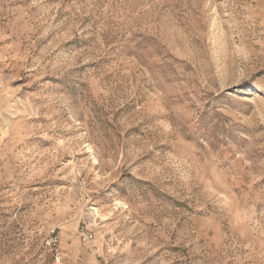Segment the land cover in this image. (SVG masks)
Returning <instances> with one entry per match:
<instances>
[{
    "label": "rangeland",
    "instance_id": "1",
    "mask_svg": "<svg viewBox=\"0 0 264 264\" xmlns=\"http://www.w3.org/2000/svg\"><path fill=\"white\" fill-rule=\"evenodd\" d=\"M0 264H264V0H0Z\"/></svg>",
    "mask_w": 264,
    "mask_h": 264
},
{
    "label": "built area",
    "instance_id": "2",
    "mask_svg": "<svg viewBox=\"0 0 264 264\" xmlns=\"http://www.w3.org/2000/svg\"><path fill=\"white\" fill-rule=\"evenodd\" d=\"M90 237V235L84 236L85 239H89Z\"/></svg>",
    "mask_w": 264,
    "mask_h": 264
}]
</instances>
